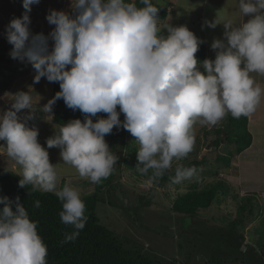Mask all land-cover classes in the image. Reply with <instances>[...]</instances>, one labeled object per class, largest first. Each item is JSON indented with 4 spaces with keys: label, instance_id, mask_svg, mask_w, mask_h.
<instances>
[{
    "label": "clouds",
    "instance_id": "clouds-1",
    "mask_svg": "<svg viewBox=\"0 0 264 264\" xmlns=\"http://www.w3.org/2000/svg\"><path fill=\"white\" fill-rule=\"evenodd\" d=\"M39 3L23 0L22 15L5 26L9 55L31 64L34 83L59 84L44 113L62 99L84 119L60 124L44 147L38 129L26 126L36 108L32 89L20 90L0 112V141H6L0 155L20 169L19 187L53 193L61 202V222L73 228L64 243L84 229L86 206L76 188L58 187L61 177L48 149L58 148L63 163L99 184L119 159L105 137L123 128L138 144L136 170L155 183L193 150L196 124L251 116L264 102V87L255 79L264 76V0H239L247 18L240 24L207 22L211 28L222 23L224 33L210 45L215 58L203 61L195 55L203 41L186 25L161 23L153 0H71L70 11H48L54 27L47 35L30 28L32 6ZM195 175V167L177 165L170 180L180 184ZM0 204V264H48L37 222L19 198L0 196Z\"/></svg>",
    "mask_w": 264,
    "mask_h": 264
},
{
    "label": "rangeland",
    "instance_id": "rangeland-1",
    "mask_svg": "<svg viewBox=\"0 0 264 264\" xmlns=\"http://www.w3.org/2000/svg\"><path fill=\"white\" fill-rule=\"evenodd\" d=\"M153 2L174 8L173 14L168 15L166 19H160L161 23L186 25L201 40L204 32L210 37L218 38L217 29L212 30L207 25V22L214 20L213 13L218 14V10H212L213 8L220 6L222 10L230 12L238 9L237 24H240L242 18L239 0H177V2L153 0ZM70 4L71 0H40L39 4L33 5L30 13V28L33 33L43 32L47 35L54 27L46 20L48 11L51 9L70 11ZM22 5L23 0H0V41L6 40L5 26L13 17H20L24 12ZM225 14L232 17L229 12ZM201 16L203 20H200ZM204 16L207 20H204ZM163 32L167 34L166 29ZM11 49L12 46H9L4 51L9 63H0V70L13 72L15 79L12 87L0 97V112L11 106L12 94L31 88L36 108L33 118L27 121L26 126L37 128L39 142L47 147L46 140L52 137L55 129L60 126L50 120V114L41 110L52 98L53 83L43 78L39 83H34V69L18 66L16 60L9 55ZM210 51L214 52L211 48L207 50L206 58L214 59L215 54ZM256 80L264 87V76L257 75ZM221 123L222 121L215 126L199 124L194 126L193 150L185 159L175 161L173 166L191 160H203V163L195 168L196 175L191 180H185L180 184H173L171 180L164 184L149 183L148 177L136 170L137 156H133L132 149L138 150V144L129 132L125 144L121 142L116 144L112 134L105 137L111 151L119 159L116 170L109 177L110 183L108 182L109 184L100 192L95 213L100 223L109 228L122 241L124 247L176 264H209L213 253H220L226 264H262L259 252L255 249V254L252 253L251 242L260 239L264 233V126H258V129L249 127L254 135L253 145L239 155L236 143L228 142L224 133L218 135L215 133L216 128H223ZM218 137L222 142L216 146L213 142ZM0 145L6 147V141H0ZM48 151L50 162L56 164L61 177L58 187L68 183L76 188L81 196L95 191V183L81 178L75 168L63 163L58 148H51ZM4 152L5 149L0 147V153ZM221 155L229 157V162L220 159ZM0 167L20 175L18 166L6 155H0ZM217 182L225 185V192H220L213 204L200 209L197 215L190 216L172 209L176 196L193 186L204 188ZM251 194L255 195L254 199L247 202L246 198ZM246 203L247 207L241 211V206ZM235 219L239 220L236 230L243 235L239 241L241 248L233 246L227 248L228 244H222L220 241L214 243L212 241L214 235L220 239L218 235L221 232L225 233L224 229H227ZM227 251H230L229 255H226ZM235 257L238 259L234 260Z\"/></svg>",
    "mask_w": 264,
    "mask_h": 264
},
{
    "label": "trees",
    "instance_id": "trees-1",
    "mask_svg": "<svg viewBox=\"0 0 264 264\" xmlns=\"http://www.w3.org/2000/svg\"><path fill=\"white\" fill-rule=\"evenodd\" d=\"M154 3V2H153ZM156 4V3H155ZM160 6L158 16L160 19H166L169 15L167 7ZM12 46L4 40L0 41V63H9V58L6 57L4 51ZM198 60L203 61L207 56V47L204 43H201L197 53L195 54ZM16 64L22 67H32L31 64L26 62H20L16 60ZM15 79V74L9 70H0V97L12 87ZM59 90V84L53 83L52 97ZM84 119L83 114L79 111H73L66 107L63 100H58L53 106L52 113L50 114V120L56 124L66 123L73 119ZM122 114L120 119L123 120ZM95 119V118H94ZM248 116H241L239 119H235L228 115L222 120L223 128H216L214 131L218 135L220 133L226 134L228 142H234L238 146V153L244 151L252 143L253 136L248 128ZM114 142L117 144L121 142L125 144L128 131L123 128H114L112 133ZM222 142L218 137L214 140V145L218 146ZM133 156H137L136 149H132ZM226 163L229 162V157L221 155L219 157ZM203 163V160H191L181 165L185 167L197 168ZM175 166L173 171L165 173V175L159 179L155 184H164L170 181V177L174 175ZM20 177L17 173L7 168L0 167V196H7L9 199L15 200L19 198L23 206L29 213L32 220L37 222L38 232L47 245L48 264H176L175 262H169L161 259L157 256H151L148 253H143L138 250L127 249L124 247L122 241L106 226L100 223L99 218L95 213L97 202L100 200V192L109 184V177L103 180L101 183L96 184V189L92 194L82 196L85 203V215L87 221L84 229L80 231L78 238L74 241L64 243L65 234L73 231V228L69 225H65L61 222L59 213L62 210L61 202L53 193L32 191L31 186L25 188L19 187L18 181ZM109 182V183H108ZM88 183V182H84ZM226 187L223 183H215L211 186L199 188L193 186L183 194L176 196L173 201L172 209L176 212L183 213L190 216L197 215L200 209L210 207L216 200L220 192H225ZM255 195H248L247 202H251ZM39 200L40 206L35 207V202ZM247 204L241 206V211L247 207ZM0 207H3L0 204ZM252 211V208H250ZM238 219L233 220L227 229H224L225 233L221 232L218 236L214 235L212 241L214 243L228 244L227 248L233 246L235 248H241L239 241L243 238V235L237 232ZM207 236V234H205ZM253 248L252 253L255 254L256 249L259 252L260 262L264 264V233L261 234V238L255 242H251ZM230 251H227L226 255H229ZM242 253L244 250L242 249ZM238 258L235 257L234 260ZM209 264H226L223 262V256L220 253H213L208 261Z\"/></svg>",
    "mask_w": 264,
    "mask_h": 264
},
{
    "label": "crops",
    "instance_id": "crops-1",
    "mask_svg": "<svg viewBox=\"0 0 264 264\" xmlns=\"http://www.w3.org/2000/svg\"><path fill=\"white\" fill-rule=\"evenodd\" d=\"M174 2H177V0H174ZM168 10H169V15L173 14L174 8L172 6H169ZM212 10H218V14H214L213 13V16H212V18L214 20H216L217 22H223L224 20H231L234 25L237 24V18H238V14H239L238 9H236L234 11L231 10V12H230V11H227L225 9L222 10V8H220V6H217V8H213ZM226 12H229L232 15V17L230 15L225 14ZM205 19H206V17L204 16V20ZM245 19H247V18L242 16L240 23L244 22ZM200 20H203V16H201ZM215 29H217V32H218V35H216V36H218V38L222 39L223 38V33H224L223 24L222 23L218 24L215 28H212V30H215ZM202 35H203L202 41L206 45L207 50L209 51L210 48H211L210 45H211V43L213 42V40L215 38L210 37L207 32H204ZM210 52H213V51H210ZM213 54H215V51L213 52ZM214 57H215V55H214ZM256 77H257V75L255 76V79H256ZM256 81L260 84V81H258V80H256ZM248 120H249L248 128L250 126H252L253 128L255 127L256 129H258V126H261V125L264 126V124H263V122H264V102L261 103V105L258 107L257 111L254 114H252L251 116H248ZM250 130H251V128H249V131ZM251 134H252V132H251ZM252 136H253V139H252V143H253L254 135L252 134ZM252 143L244 151L239 153V155L244 153L245 151L249 150L252 147V145H253Z\"/></svg>",
    "mask_w": 264,
    "mask_h": 264
}]
</instances>
